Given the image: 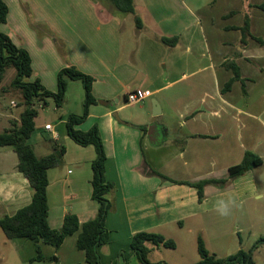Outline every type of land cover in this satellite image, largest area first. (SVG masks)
Wrapping results in <instances>:
<instances>
[{
  "label": "crops",
  "instance_id": "1",
  "mask_svg": "<svg viewBox=\"0 0 264 264\" xmlns=\"http://www.w3.org/2000/svg\"><path fill=\"white\" fill-rule=\"evenodd\" d=\"M3 1L9 13L0 32L29 52L34 70L30 81L39 79L49 91H57L47 63H38L40 73L35 66V56L40 59L44 55L45 59L46 48L53 49L47 34L65 43L66 55L74 54V60L64 68L75 66L95 79L97 103L77 129H99L107 155L106 178L115 186L110 196L114 209L106 220L109 243L98 249L103 264H140L130 247L138 232L158 233L176 242L175 249H153L151 262L184 263L185 255L180 252L179 257L169 258L167 250L185 247L182 231L187 228L193 258L192 249L195 246L198 253V237L211 226L212 211L220 199H234L238 206L233 211H245L252 222L264 224V45L249 38L243 46L241 33L228 29L243 26L248 15L251 34L264 41V11L257 5L249 6L255 14L263 12L256 23L246 14L242 24H236L239 11L235 8L214 14L227 0L208 4L201 0H134L135 15L118 12L110 0H76L77 7L71 12L56 9L57 0ZM23 1L31 16L23 14ZM175 36L179 38L175 47L160 41ZM226 61L239 66L246 92L236 81L223 93L233 78L232 71L223 66ZM136 90L145 93V100L128 105L127 94ZM84 99L85 91L74 101L81 109L67 110V114L65 101L61 114L65 130L57 125L46 130L51 124L36 118V130L28 141L39 158L51 154L55 147L66 148L62 164L47 174L49 224L56 230L62 228L67 215H76L82 226L98 211L91 185L96 150L76 144L66 132L68 116L83 113ZM147 100L159 104L158 122L164 132L173 129L169 146L161 142L164 134L155 123L152 102L147 105ZM20 114L0 115V120L8 118L10 126L5 130L19 121ZM171 119L173 125L169 126ZM246 152L262 158L263 164L224 188L205 186L202 202L195 187L183 184L228 177L229 169L239 165ZM10 154L16 153L0 152V218L29 205L34 195L29 181L17 170L18 159L9 164ZM79 233L68 236L58 249L39 243L44 257L56 259L31 264H86L85 253L77 247ZM4 245L23 264L37 255L35 242L26 238L6 239ZM156 252L159 256L152 260Z\"/></svg>",
  "mask_w": 264,
  "mask_h": 264
},
{
  "label": "trees",
  "instance_id": "2",
  "mask_svg": "<svg viewBox=\"0 0 264 264\" xmlns=\"http://www.w3.org/2000/svg\"><path fill=\"white\" fill-rule=\"evenodd\" d=\"M110 1L114 8L122 14H136L134 0ZM256 8L264 11V2L257 5ZM8 13L7 4L0 0V25L7 22ZM136 24L138 29L142 28L141 20L138 17H136ZM228 29L241 33L243 46L247 45L249 38L264 45L262 39L256 38L251 34V19L248 15L245 16L243 26L230 27ZM160 41L165 46L175 47L179 38L177 36L161 37ZM223 66L233 73V78L224 86L223 93L229 92L236 81H240L244 88L245 80L241 77L239 66L234 61H226ZM11 68L15 70V77L12 80L11 87L20 92L25 109L20 114L18 122H13L10 128L0 133V148L10 147L14 150L18 159L17 170L29 181L34 190V195L29 205L21 208L12 216L1 217L0 229L8 240L26 238L35 242L37 255L30 263L56 259L44 257L39 243L58 249L68 236L80 232L77 247L85 253L86 264H103L98 249L109 243L110 236L106 227V220L109 213L114 209V203L110 196L114 192L115 186L106 178L107 155L99 129L96 126L89 131L77 129V126L88 118L90 107L97 103V99L93 95L95 79L81 72L75 66H68L58 73L57 91L51 92L43 86L39 79L30 81L34 70L29 52L24 48L18 47L8 35L0 32V83L7 70ZM75 81H80L85 91L83 113L68 116L66 132L76 144L83 147L94 146L96 150V158L92 163L93 176L91 185L92 199L98 204V211L95 218L87 221L82 226L76 215H67L62 228L56 230L49 224L47 198L49 179L47 174L49 169L56 168L62 164L66 148L64 146L55 147L51 154L39 158L28 141L36 130L35 120L39 114L36 105L42 103L45 106L47 100L52 99L57 108H62L69 84ZM244 92H246L245 88ZM142 130H145V127ZM262 164V158L252 152H246L243 161L229 169L228 177L183 184L195 187L198 191L199 201L202 202L204 200L205 186L215 185L224 188L231 180L260 167ZM154 174L162 179L169 180L158 172H154ZM172 182L182 184L176 181ZM262 245H264V237H261L249 251L241 249L226 258H219L207 250L203 237L199 235L197 250L200 259L194 264H253V253ZM130 247L140 264H168L166 262H151L150 254L155 248L175 249L176 242L158 233L138 232L133 236ZM120 255L123 256L124 253L121 252Z\"/></svg>",
  "mask_w": 264,
  "mask_h": 264
},
{
  "label": "rangeland",
  "instance_id": "3",
  "mask_svg": "<svg viewBox=\"0 0 264 264\" xmlns=\"http://www.w3.org/2000/svg\"><path fill=\"white\" fill-rule=\"evenodd\" d=\"M65 1H67V3H65ZM211 1L214 0H201L203 4H208ZM263 1L264 0H227L219 4L214 9V14H219L221 12L229 10L230 8H235L239 11L238 15L234 18V22L236 24H242L243 17L246 14H249L251 17H253L256 23L258 21V18L261 15H263V12L260 11L255 14L253 12L255 10L250 9L249 6L259 5ZM23 2H24L22 9L23 14L25 15V17L31 16L30 13H28L29 9L27 6V2L26 1ZM60 7L62 9H68L69 12L74 11L77 7V1L57 0V3H55V8L58 9ZM47 36H49L53 44V49L51 47L46 48L45 59H44V55H42L40 59H37L35 56V64H36L35 66H36V70L38 69L40 73L38 63L40 61L42 63H47L46 65L49 66L50 71L52 72L51 81L54 82V84H56L58 70H60V68H64L65 64L68 61H70V59L74 60L75 56L74 54L72 56L66 55V48L64 42L57 40L58 39L57 37H51L48 34ZM41 65L42 67L44 66L43 64ZM14 77H15V70L11 68L7 70L2 82L0 83V115L18 116L25 109L23 106L22 97H20V92L11 87V83ZM73 83L74 84H72L73 86L71 88V91L69 92L70 98L67 101L65 100L66 108H63L64 113L66 114L69 112L67 110L74 112L76 110L81 109L80 103H78L77 105L78 107H77L74 101L77 95L84 92V88L80 81H75ZM151 102L152 101L147 100L146 104L150 105ZM13 104H15V106ZM36 108L38 109L39 112L37 117V122H42V123L48 122L51 125H55V126L57 125L58 128L65 130V125L61 123L62 120L61 114L63 113V110L62 108H57L52 99H48L47 104L45 106H43L42 103H38L36 105ZM130 109L132 110L133 108ZM158 116L159 115L155 116V121H156L155 123L161 128V132L164 134L161 137V142L169 146L173 139V134H172L173 129H171L172 131H170V133H165L162 128V125H160L161 123L158 122V120H161V118ZM169 123H170L169 126L173 125L172 119ZM9 126L10 125L8 118L1 119L0 133L4 132L5 128ZM1 151H13V150L10 147H4V148H0V152ZM7 159L9 161V164H12L14 160L17 161V155L13 154L12 156L10 154L7 157ZM252 223L254 224L253 227H252ZM182 232L184 234L185 247L183 248L181 247L180 250L177 251L167 250L166 253H168L167 256L169 258H176L180 256V252H181V254L185 255V257L187 258L185 261L186 263L184 262L182 264H191L190 263L191 261L196 259L199 260L200 257L196 252L194 246V250L192 249V253L194 254V257L190 258L191 248L188 245V243L191 237L189 238L188 236L187 228ZM200 235L203 237V239L205 238L204 239L205 245L210 253L215 254L219 258H226L230 255L235 254L241 249L245 251L251 250L252 247L255 245V243L261 237H264V224H259V225L256 224L255 219L252 222L251 217L247 216L245 211H232L231 216L227 218L219 216L216 211H212L211 226L207 227L206 232L201 233ZM221 235L223 237H221ZM6 239L7 238L0 229V264H23L18 260V258L13 253V251L9 248V246L4 245ZM158 256H159V252H156L152 256V260L153 258H157ZM187 260L190 261L187 262ZM253 264H264V245L260 246L258 249L254 251Z\"/></svg>",
  "mask_w": 264,
  "mask_h": 264
},
{
  "label": "clouds",
  "instance_id": "4",
  "mask_svg": "<svg viewBox=\"0 0 264 264\" xmlns=\"http://www.w3.org/2000/svg\"><path fill=\"white\" fill-rule=\"evenodd\" d=\"M236 201L234 199H220L216 201L214 208L217 214L221 217H229L232 214L233 208L237 207Z\"/></svg>",
  "mask_w": 264,
  "mask_h": 264
},
{
  "label": "built area",
  "instance_id": "5",
  "mask_svg": "<svg viewBox=\"0 0 264 264\" xmlns=\"http://www.w3.org/2000/svg\"><path fill=\"white\" fill-rule=\"evenodd\" d=\"M146 95L142 90H136L134 92H130L127 94L126 97V103L128 105H135L138 103H141L143 100H145ZM52 125H46L45 129L51 131L52 130Z\"/></svg>",
  "mask_w": 264,
  "mask_h": 264
},
{
  "label": "water",
  "instance_id": "6",
  "mask_svg": "<svg viewBox=\"0 0 264 264\" xmlns=\"http://www.w3.org/2000/svg\"><path fill=\"white\" fill-rule=\"evenodd\" d=\"M99 103L102 105H107V103L104 101H99ZM152 106H153V114L155 116L159 115L161 111H160L159 104L157 103L156 100H152Z\"/></svg>",
  "mask_w": 264,
  "mask_h": 264
}]
</instances>
